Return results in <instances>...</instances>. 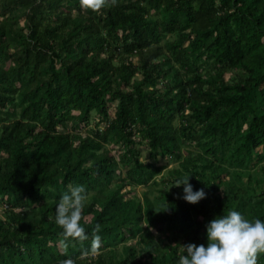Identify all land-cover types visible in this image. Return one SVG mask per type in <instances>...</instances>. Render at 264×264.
<instances>
[{
  "label": "trees",
  "instance_id": "obj_1",
  "mask_svg": "<svg viewBox=\"0 0 264 264\" xmlns=\"http://www.w3.org/2000/svg\"><path fill=\"white\" fill-rule=\"evenodd\" d=\"M3 201L0 264H177L213 216L264 219V0H0Z\"/></svg>",
  "mask_w": 264,
  "mask_h": 264
},
{
  "label": "clouds",
  "instance_id": "obj_2",
  "mask_svg": "<svg viewBox=\"0 0 264 264\" xmlns=\"http://www.w3.org/2000/svg\"><path fill=\"white\" fill-rule=\"evenodd\" d=\"M190 176L178 178L175 185H183L182 199L194 204L203 199L206 192L204 188L195 189ZM86 195V187L79 183L71 184L59 195L54 219L61 226L63 236L87 234L80 222ZM205 229L206 243H179L177 264H257L258 253L264 252V219L249 218L236 208L213 216ZM96 239L99 240L98 232ZM59 264H74V261L67 257Z\"/></svg>",
  "mask_w": 264,
  "mask_h": 264
},
{
  "label": "rangeland",
  "instance_id": "obj_3",
  "mask_svg": "<svg viewBox=\"0 0 264 264\" xmlns=\"http://www.w3.org/2000/svg\"><path fill=\"white\" fill-rule=\"evenodd\" d=\"M115 106H116V102H114V103H112V104H109V112H110V115L112 116V114H113V112H114V110H115ZM99 120V117L97 116V115H95V114H92V117H91V121H90V123H89V126H87V127H84L83 125H80V126H77L76 127V131L80 134V135H82V136H84L86 133H87V131L89 130V129H91V128H93V126L95 125V122L96 121H98ZM108 149H110L111 148V146H109V147H107ZM142 150H143V153H146L145 152V150H144V148H141ZM111 151L115 154V155H117L118 154V151H119V149L118 148H111ZM172 165H169V167L168 168H170ZM160 177V176H159ZM127 190H130L131 191V193H130V196H132V195H135L137 198H141V196H142V193L143 192H145V188L144 187H142V186H138V187H135V188H133V189H130V188H127ZM151 195V197L153 198V193H151L150 194ZM37 203H34V204H32L31 205V207H33L34 205H36ZM7 206H6V204H5V202L3 201V202H0V220H5L6 219V215H7ZM23 209H25V208H23ZM16 210H18V209H16ZM61 251H62V249H61Z\"/></svg>",
  "mask_w": 264,
  "mask_h": 264
},
{
  "label": "snow or ice",
  "instance_id": "obj_4",
  "mask_svg": "<svg viewBox=\"0 0 264 264\" xmlns=\"http://www.w3.org/2000/svg\"><path fill=\"white\" fill-rule=\"evenodd\" d=\"M86 2H89V3H91V2H92V0H86Z\"/></svg>",
  "mask_w": 264,
  "mask_h": 264
},
{
  "label": "bare ground",
  "instance_id": "obj_5",
  "mask_svg": "<svg viewBox=\"0 0 264 264\" xmlns=\"http://www.w3.org/2000/svg\"><path fill=\"white\" fill-rule=\"evenodd\" d=\"M75 135V134H74ZM64 139V138H63Z\"/></svg>",
  "mask_w": 264,
  "mask_h": 264
}]
</instances>
